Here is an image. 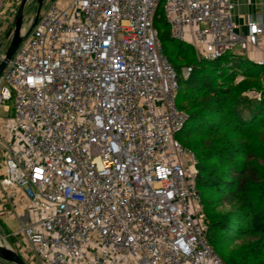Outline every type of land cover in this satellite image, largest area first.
Listing matches in <instances>:
<instances>
[{"label":"built area","instance_id":"obj_1","mask_svg":"<svg viewBox=\"0 0 264 264\" xmlns=\"http://www.w3.org/2000/svg\"><path fill=\"white\" fill-rule=\"evenodd\" d=\"M160 9L199 60L264 44V16L242 32L233 0H54L2 72L0 216L27 264H227L177 138Z\"/></svg>","mask_w":264,"mask_h":264},{"label":"trees","instance_id":"obj_2","mask_svg":"<svg viewBox=\"0 0 264 264\" xmlns=\"http://www.w3.org/2000/svg\"><path fill=\"white\" fill-rule=\"evenodd\" d=\"M155 27L167 57L172 52L191 59L188 78L176 71L177 105L189 114L177 138L198 159L196 184L209 241L227 264H250L245 239L256 240L255 250L264 249V138L259 136L264 130V67L231 52L199 60L191 45L171 36L159 12ZM187 138L192 140L184 143ZM229 237L241 238L237 252L226 250Z\"/></svg>","mask_w":264,"mask_h":264},{"label":"rangeland","instance_id":"obj_3","mask_svg":"<svg viewBox=\"0 0 264 264\" xmlns=\"http://www.w3.org/2000/svg\"><path fill=\"white\" fill-rule=\"evenodd\" d=\"M21 0H8L3 8L0 10V61L1 58L4 56L9 43L10 38H6L7 32L11 27L14 25L15 15L18 10L19 4ZM54 0H44L42 8H41V16L45 15L48 8L51 6ZM38 8V3L36 0H29L25 12H24V20H23V28L24 31H28L32 20L34 19ZM159 14L163 15L162 9H160ZM172 52H167L168 57H170V61L175 68V70L184 78H188L191 73V64L189 58L185 59L184 56L176 55ZM189 62V63H188ZM243 80V76H238L237 82ZM249 94V93H248ZM184 111V110H183ZM8 115L7 112L3 107L0 106V116ZM260 138H264V130L259 132ZM190 138L184 139V143H189ZM211 196H219V195H212ZM229 209L230 207H225ZM224 209V208H223ZM19 227V222L16 219H11L9 217H1L0 216V240L3 242L6 241L11 247H15V250L18 252V239L14 236H9L14 230ZM247 237V236H246ZM245 237V238H246ZM230 242L227 246L226 250L230 252H237V249L240 247L242 241L238 238L229 237ZM259 238V237H258ZM247 246L243 252L249 256L248 260L250 264H264V249H257L255 250L254 243L255 239L246 238ZM256 252V253H255ZM223 257V255L221 254ZM26 257V256H25ZM224 258V257H223ZM225 259V258H224ZM27 262V260H25ZM0 264H14L5 260L0 259Z\"/></svg>","mask_w":264,"mask_h":264},{"label":"water","instance_id":"obj_4","mask_svg":"<svg viewBox=\"0 0 264 264\" xmlns=\"http://www.w3.org/2000/svg\"><path fill=\"white\" fill-rule=\"evenodd\" d=\"M36 1L38 3L37 12L34 17L33 23L31 24L28 31H30L37 23L44 2V0H36ZM28 2L29 0L20 1L18 10L15 15L14 25L7 32L6 38H10V43L4 56L1 58L0 61V76L4 71V69L6 68L7 63L12 59L19 44L27 34V31H24L23 28V20H24L25 8ZM0 259L14 264H27L25 260L22 258V256L13 247H11L8 243L3 242L2 240H0Z\"/></svg>","mask_w":264,"mask_h":264},{"label":"crops","instance_id":"obj_5","mask_svg":"<svg viewBox=\"0 0 264 264\" xmlns=\"http://www.w3.org/2000/svg\"><path fill=\"white\" fill-rule=\"evenodd\" d=\"M235 3L234 21L238 25L239 30L248 32L247 23L251 19H260L264 16V0H233ZM250 61L257 63L258 60L264 59V44L256 49L250 50L245 55ZM7 240H5L6 242ZM18 253H21L20 247ZM15 249V247H14Z\"/></svg>","mask_w":264,"mask_h":264}]
</instances>
